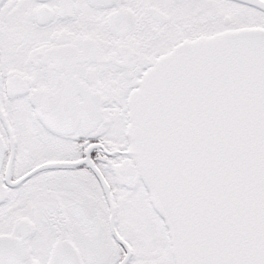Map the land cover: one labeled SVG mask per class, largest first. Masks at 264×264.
Returning <instances> with one entry per match:
<instances>
[{"label": "snow or ice", "instance_id": "obj_1", "mask_svg": "<svg viewBox=\"0 0 264 264\" xmlns=\"http://www.w3.org/2000/svg\"><path fill=\"white\" fill-rule=\"evenodd\" d=\"M0 264H264V0H0Z\"/></svg>", "mask_w": 264, "mask_h": 264}]
</instances>
